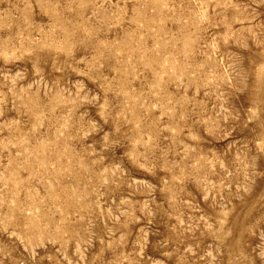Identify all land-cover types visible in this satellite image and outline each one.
Listing matches in <instances>:
<instances>
[{
  "label": "rangeland",
  "instance_id": "rangeland-1",
  "mask_svg": "<svg viewBox=\"0 0 264 264\" xmlns=\"http://www.w3.org/2000/svg\"><path fill=\"white\" fill-rule=\"evenodd\" d=\"M0 264H264V0H0Z\"/></svg>",
  "mask_w": 264,
  "mask_h": 264
}]
</instances>
